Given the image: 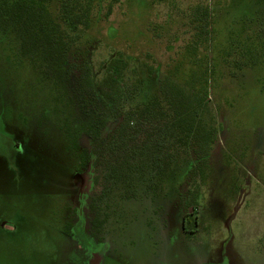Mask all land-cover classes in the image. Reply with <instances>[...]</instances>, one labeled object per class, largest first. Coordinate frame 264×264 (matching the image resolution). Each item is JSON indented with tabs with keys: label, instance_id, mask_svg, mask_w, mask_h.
I'll return each mask as SVG.
<instances>
[{
	"label": "rangeland",
	"instance_id": "1",
	"mask_svg": "<svg viewBox=\"0 0 264 264\" xmlns=\"http://www.w3.org/2000/svg\"><path fill=\"white\" fill-rule=\"evenodd\" d=\"M109 4L99 0L90 28L69 34L62 67L42 51L22 54L13 33L0 35V264H90L93 252L100 264H260L264 1L120 0L107 17ZM201 5L212 13L208 51H195L192 13ZM49 9L59 22L58 4ZM119 57L131 93L123 113L163 98L168 77L185 84L194 72L202 83L209 67L206 122L216 132L206 167L192 144L159 174L148 155L136 160L130 199L122 186L100 197L89 137L116 127L99 87ZM85 68L96 86L89 109L80 93ZM146 124H138L140 137ZM185 218L198 222L190 237Z\"/></svg>",
	"mask_w": 264,
	"mask_h": 264
},
{
	"label": "trees",
	"instance_id": "2",
	"mask_svg": "<svg viewBox=\"0 0 264 264\" xmlns=\"http://www.w3.org/2000/svg\"><path fill=\"white\" fill-rule=\"evenodd\" d=\"M99 0H0V35L13 33L17 38L22 54L43 52L46 61L55 67H62L70 51V33L88 30ZM262 3L264 0H258ZM58 4V19L51 17L49 6ZM106 16L112 14L120 0H109ZM212 13L209 6H200L192 16L199 21V47L209 50ZM246 58L245 55H243ZM255 61L253 62V60ZM252 64L258 63L257 58ZM128 64L119 58L112 59L100 84L103 98L111 106L116 127L103 138L101 129L89 134L92 140V161L95 170L94 185L100 197L109 196L116 188L123 187L126 199L135 197V177L140 167L134 163L147 158L151 170L161 173L167 160L174 159L183 146L194 145L201 167H206L210 152L216 141L215 130L206 122L209 114L208 85L210 68L205 67L197 82V74L192 73L185 84L172 82L166 78L163 85V98H158L144 108L126 110L130 90L123 80ZM80 79V93L86 99L95 93L96 86L90 68L83 70ZM165 100L169 111L164 109ZM145 121L146 133L140 137L138 124ZM85 157V159H84ZM88 152L82 155L80 165H85ZM86 162L84 163V161ZM197 198H193L192 204ZM197 210V209H195ZM197 223V219L189 222ZM185 224V223H184Z\"/></svg>",
	"mask_w": 264,
	"mask_h": 264
},
{
	"label": "flooded vegetation",
	"instance_id": "3",
	"mask_svg": "<svg viewBox=\"0 0 264 264\" xmlns=\"http://www.w3.org/2000/svg\"><path fill=\"white\" fill-rule=\"evenodd\" d=\"M189 222H190L189 219L185 218L183 220V232L186 237H190L191 235H194L196 233L195 229L198 227V222L193 225H191ZM74 231L76 232L75 229ZM91 257L92 258H91L90 264H100L102 257L99 253L93 252Z\"/></svg>",
	"mask_w": 264,
	"mask_h": 264
},
{
	"label": "crops",
	"instance_id": "4",
	"mask_svg": "<svg viewBox=\"0 0 264 264\" xmlns=\"http://www.w3.org/2000/svg\"><path fill=\"white\" fill-rule=\"evenodd\" d=\"M262 248H263V246H262ZM259 258H260L259 263L264 264V254H263V257L259 256Z\"/></svg>",
	"mask_w": 264,
	"mask_h": 264
}]
</instances>
